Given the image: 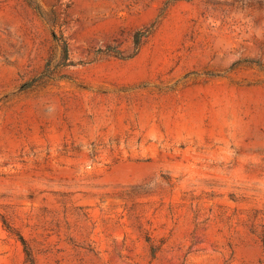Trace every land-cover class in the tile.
Segmentation results:
<instances>
[{"label": "rangeland", "instance_id": "374dc122", "mask_svg": "<svg viewBox=\"0 0 264 264\" xmlns=\"http://www.w3.org/2000/svg\"><path fill=\"white\" fill-rule=\"evenodd\" d=\"M0 264H264V0H0Z\"/></svg>", "mask_w": 264, "mask_h": 264}, {"label": "trees", "instance_id": "16d2710c", "mask_svg": "<svg viewBox=\"0 0 264 264\" xmlns=\"http://www.w3.org/2000/svg\"><path fill=\"white\" fill-rule=\"evenodd\" d=\"M39 10V9H38ZM41 13V11H39ZM145 36L143 32H138L135 35L134 43H135V51H138L141 45V40L142 37ZM62 50H63V60L66 62V66H76L78 64H83V62H75L70 58V51H69V44L68 41L64 40L62 42ZM100 52L107 53V54H112L115 55L119 58L127 59L131 55H123V53L118 50L114 46H107L106 49H100Z\"/></svg>", "mask_w": 264, "mask_h": 264}]
</instances>
